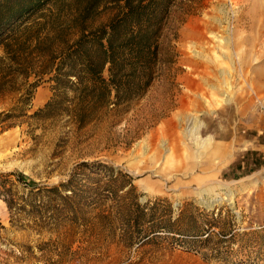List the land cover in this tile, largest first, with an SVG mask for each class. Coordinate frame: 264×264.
<instances>
[{
    "label": "rangeland",
    "instance_id": "rangeland-1",
    "mask_svg": "<svg viewBox=\"0 0 264 264\" xmlns=\"http://www.w3.org/2000/svg\"><path fill=\"white\" fill-rule=\"evenodd\" d=\"M197 9L173 42V92L156 84L125 112L84 129L65 115L0 125V179L14 202L10 211L0 197V264H243L249 256L264 264V0H201ZM110 18L103 11L96 25ZM45 22L36 17L28 34L58 30L62 20L43 29ZM35 43L30 51L39 55ZM48 79L19 77L0 94V114L12 112L26 84L38 85L28 115L43 108L53 98ZM84 162L130 175L142 203L165 199L175 214L187 204L218 209L231 227L261 237L208 256L164 244L127 246L114 220L118 202L129 199L125 191L97 208L75 205L74 214L54 198L31 197L73 174L105 177L99 166L78 169Z\"/></svg>",
    "mask_w": 264,
    "mask_h": 264
},
{
    "label": "trees",
    "instance_id": "trees-1",
    "mask_svg": "<svg viewBox=\"0 0 264 264\" xmlns=\"http://www.w3.org/2000/svg\"><path fill=\"white\" fill-rule=\"evenodd\" d=\"M200 3L201 0H0V47L7 54L0 57V94L8 86H16L19 77L28 79L33 74L37 78L49 75L48 81L53 84V98L33 115H28L27 107L38 85L26 84V92L12 112L0 114V125L25 116L46 120L65 115L78 129H84L111 112H125L156 84L173 92L179 87L178 54L173 42L178 40L179 28L197 14ZM103 11L110 12L111 18L96 25ZM38 16L46 20L43 29L48 23L62 22L58 30L32 37L28 24ZM33 40L39 55L30 51ZM173 103L172 98L171 107ZM162 115L163 111L156 115L157 122ZM91 166L105 169V177L79 180L73 174L66 183L45 187L39 193L33 191L31 197L40 194L43 199L54 198L63 211L74 214L75 205L97 208L102 202L120 200V192L125 191L129 199L124 204L118 202L122 212L114 220L127 246L164 244L208 256V250L223 254L224 246L231 251L233 244H240L246 237L257 240L261 234L239 232L235 225L224 222L223 212L218 209L207 211L187 204L175 214L168 200L142 203L130 175L102 164L84 162L77 168ZM2 176L5 175L0 173ZM5 183L0 179V197L12 211V191ZM256 259L249 256L241 263L255 264Z\"/></svg>",
    "mask_w": 264,
    "mask_h": 264
},
{
    "label": "bare ground",
    "instance_id": "bare-ground-1",
    "mask_svg": "<svg viewBox=\"0 0 264 264\" xmlns=\"http://www.w3.org/2000/svg\"><path fill=\"white\" fill-rule=\"evenodd\" d=\"M164 178V177H163ZM166 185H167V183H166ZM147 189V188H146Z\"/></svg>",
    "mask_w": 264,
    "mask_h": 264
}]
</instances>
